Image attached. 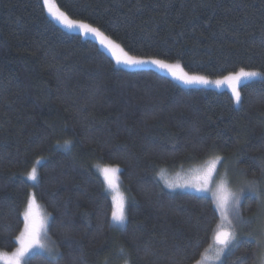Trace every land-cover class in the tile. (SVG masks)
Listing matches in <instances>:
<instances>
[{"label":"trees","instance_id":"obj_1","mask_svg":"<svg viewBox=\"0 0 264 264\" xmlns=\"http://www.w3.org/2000/svg\"><path fill=\"white\" fill-rule=\"evenodd\" d=\"M54 1L135 57L213 78L264 72V0ZM241 92L237 106L227 90L127 69L55 21L43 0H0V250L18 246L34 192L50 215L56 264L195 263L213 241L219 211L209 195L169 189L160 173L237 155L250 177L260 176L264 77ZM99 165L120 169L128 197L121 230ZM246 199L244 209L256 210L257 198ZM257 253L256 239H242L221 264H258ZM27 260L50 264V254Z\"/></svg>","mask_w":264,"mask_h":264},{"label":"snow or ice","instance_id":"obj_2","mask_svg":"<svg viewBox=\"0 0 264 264\" xmlns=\"http://www.w3.org/2000/svg\"><path fill=\"white\" fill-rule=\"evenodd\" d=\"M43 4L47 8L48 13L67 29L81 30L85 34L91 33L94 36L100 37V43L112 51L117 63H123L130 66L149 63L154 64L161 69L167 70L175 79L187 85H208L211 83H215L216 85L227 84L231 88V98L237 105L241 103V83L257 77H264V72L249 71L244 68H240L239 71H234L221 79L211 81L202 75L189 74L184 70L179 62L172 64L162 59H143L129 56L126 52H124L119 44L107 39L103 32H101L100 28L93 27L92 24L89 23L71 19L67 13L60 11V9L54 5L51 0H43ZM65 143L69 142L66 141ZM226 159V157H214L203 169L199 170V175L196 177L195 182L191 184H177L171 180H165V183L169 188L173 189L177 187H191L199 192L210 191V186L213 183V177L217 174V166L221 165L222 161L226 162ZM260 167L262 169L261 176L259 178L252 179L248 178L247 171L239 169L238 174L240 180L239 187L236 191H233L229 187L230 181L228 179H222L220 183L216 185L215 192L212 194V198L215 201V210L219 211L222 220L227 222V226L223 223L218 225L215 235V240L218 245L217 255L214 258L204 255L201 260L196 262V264H205V261L209 259L218 260L220 254H222L225 250L238 248L237 235L235 232L236 226L251 223V220L246 219L242 214V200L245 191L255 194L259 202L260 209L264 210V164H261ZM119 171V167L106 166L103 168L104 179L108 187L117 192V195L113 197L114 207L111 211V220L114 222L113 226L116 227L124 225L128 218L126 197L119 193L117 185L116 174ZM160 175L161 177L164 176L163 170ZM225 176H228L227 171L225 172ZM28 177L32 181L37 179V170L35 167L31 169ZM35 207V195L32 194L27 202V209L23 213V231H21L15 238L18 242V246L15 251L11 253L10 257L7 254L4 256L7 260V264H28V260L26 258L35 248L45 249L50 254V264H56L58 253L56 251L55 241L51 242V246L45 243V238H47L48 235L47 222L35 213ZM248 235L252 236V233H248ZM260 237L261 239L257 241V256L260 264H264V228L260 230ZM237 260L240 261V264H244L239 257H237Z\"/></svg>","mask_w":264,"mask_h":264},{"label":"rangeland","instance_id":"obj_3","mask_svg":"<svg viewBox=\"0 0 264 264\" xmlns=\"http://www.w3.org/2000/svg\"><path fill=\"white\" fill-rule=\"evenodd\" d=\"M51 2L59 8V6L57 5V3L54 0H51ZM60 11H63V10L60 9ZM71 19H73V18H71ZM73 20H76V19H73ZM77 21H80V20H77ZM81 22H84V21H81ZM84 23H86V22H84ZM60 25H62V24H60ZM62 26L65 29H67L64 25H62ZM67 30H70V29H67ZM70 31L82 33L85 37H89V38H92V39L96 40L100 44V46L113 57V59L116 62L115 56L113 55L112 51L110 49H108L106 46H104V45H102L100 43V37L94 36L91 33L85 34L81 30H70ZM103 34H104V36L107 39H110L113 42H115L116 44H119L120 47L124 50V52H126L129 56H133L120 43L116 42L115 40H113L112 38H110L109 36H107L104 32H103ZM138 58H143V59H156V58H144V57H138ZM168 63L175 64L177 62H168ZM117 64L120 65V66H122V67H125L127 69L155 68V69H157V70H159V71H161V72H163V73L171 76L173 79H175L171 75L170 72H168L167 70L161 69L157 65H154V64H150L149 63V64H143V65H134V66L126 65V64H123V63H117ZM180 64L182 65V63H180ZM182 67H183V65H182ZM245 70H249V69H245ZM249 71H258V70H249ZM202 76L207 77L211 81H215L217 79H221L222 77H224V76H222V77L213 78V77H209V76H206V75H202ZM225 76H227V75H225ZM257 78H261V77H257ZM257 78H254V79H257ZM175 80L178 81V82H180V83H182V84H184L183 82H181V81H179L177 79H175ZM244 82L245 81H243L242 83H244ZM242 83H241V85H242ZM184 85H187V84H184ZM187 86L201 87V88H213V89H216V90H219V91L227 90V91H229L231 93V88L227 84L216 85L215 83H211V84H208V85H187ZM240 91H241V86H240ZM241 101H242V92H241ZM240 105H241V103L239 105H237V106H240ZM216 156H220V155H213L209 159H207V160H205L203 162L197 163V164H195V165H193L192 167H189V168L188 167H186V168H178L176 171H170L168 169L163 170L164 176L161 177V178L164 181V183H165V180H171V181H174L177 184H191V183L195 182L196 177L199 175V170L203 169L206 166V164L210 160H212L214 157H216ZM220 157H226L227 159H226V162L225 161H222L221 162V165H218L217 166V174L213 177V183L210 186V188H211L210 191L199 192V191H196L195 189H193L191 187H187V188L177 187V188L173 189V188H169L167 185L166 186L169 189H172V190L192 191V192H196V193L203 194V195H209V196L212 197L213 192H215L216 185L219 184L222 179H228L230 181L229 187L233 191H236L238 189V187H239V180H240L239 174H238V170L239 169H243L241 167L239 161H238L239 160L238 159L239 157L237 155H231V156H223V155H221ZM106 166H108V165H102V166L99 165V166H97V171L99 172V174L103 178V180L105 182L106 189H108V191L110 192L111 197H112V201H113V197L117 195V192L114 191L113 189L109 188L108 185H107V183H106V181H105V179H104L103 168L106 167ZM112 167H116V166H112ZM226 171L228 172V176L227 177L225 176V172ZM116 175H117V185H118L119 193L120 194H123L126 197V207H127V205H128V197H127V194L125 193V191L123 190V188L121 187L119 172ZM260 176H257V177H254V178H259ZM248 178L249 179H252L253 177H250L248 175ZM32 194L35 195V193L32 192L30 194V196ZM30 196H29V198H30ZM249 196L250 197H256L255 194H253L251 192H248V191H245L244 197H243V200H242V214H243V216L246 219H250L251 220V223L245 224V225H237L236 226L235 232H236V235H237V243H239L242 239H256L258 241L259 239H261V237H260V230L262 228H264V210H261L260 209L259 202H258V206H257V209L256 210H255V208L253 210H245L244 209V201L246 202L247 201L246 198L249 197ZM29 198H28V200H29ZM35 201H36V207L34 209L35 213L40 218H42L43 220H45L47 222V233H48V235H47V238H45V243L46 244H49L51 246L52 240H51V238L49 236V232H48L49 222H50V215L42 207V205L38 201L36 195H35ZM113 207H114V202H113ZM26 209H27V205H26L25 210ZM25 210H24V212H25ZM222 223L225 226H227V222L226 221H223L222 220V217L220 215V222H219L218 225H221ZM123 226L124 225L119 226V227H116V228H117V230H121L123 228ZM217 229H218V226H217V228L215 230L212 243L207 247V249H205V251L203 252L202 256L207 255L208 257L214 258L217 255L218 245H217V242L215 240V235H216ZM248 233H252V236H249ZM231 250H232L231 248L225 250L222 254H220V257H219L218 260L217 259H209V260L205 261V264H221L222 261L224 260V258L226 257V255H228V253H230ZM14 251H12V252H14ZM12 252H6V251L0 250V264H7V260L4 258V256H5V254H7L10 257V255H11ZM36 252H45V253H48L45 249L35 248V249H33L28 254V257L26 259H28L31 255H33ZM202 256L197 261L201 260ZM196 262L193 263V264H196ZM120 264H128V263L126 261H123ZM258 264H260V261H258Z\"/></svg>","mask_w":264,"mask_h":264}]
</instances>
